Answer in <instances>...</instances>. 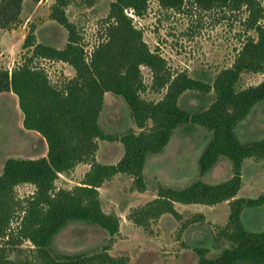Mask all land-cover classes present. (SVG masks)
<instances>
[{"label":"trees","instance_id":"obj_1","mask_svg":"<svg viewBox=\"0 0 264 264\" xmlns=\"http://www.w3.org/2000/svg\"><path fill=\"white\" fill-rule=\"evenodd\" d=\"M23 1L0 0V30L17 23ZM148 1L111 2L103 20L105 36L88 54L76 24L66 16L70 0H55L50 18L68 32L64 47L36 42L30 31L22 44L25 52L20 62L10 71L0 68V93L16 95L23 127L38 132L47 144L45 156L8 158L4 162L0 174V264H125L107 248L90 254H59L53 249V240L73 222L96 225L111 237L117 234L119 217L103 211L99 187L121 173L132 179L133 190L144 191L147 157L161 153L173 131L187 123L211 132L197 160L200 173L225 158L232 167L231 177L216 184L195 180L180 189L159 186L156 197L133 208L128 219L148 231L150 222L165 213L180 217L176 202L212 206L228 201V222L220 236L229 246L212 258L205 255V249H198V264H264V230L250 231L241 220L244 208L264 205V193L257 198L236 197L243 161L255 157L264 162V138L242 143L235 134L238 123L264 100V9L258 0H188L205 10L244 8L245 25L256 33V37H245L232 64L210 83L186 71H171L164 58L143 41L133 17L145 13ZM184 1L158 0L161 7L171 9ZM39 60L67 63L75 73L61 84H53ZM141 66L152 73L149 87L143 81ZM243 72L261 73L263 79L257 85L238 88ZM148 88L163 94L157 100L145 99L142 94ZM185 91H213L214 99L203 111L190 114L178 103ZM106 92L123 98L139 132L114 136L102 129L98 120ZM98 140L120 141L123 155L118 162L96 160ZM81 163L90 167L79 185L56 187L59 174ZM20 184L33 185V193L19 198L15 188ZM24 242L31 245L27 250L21 248Z\"/></svg>","mask_w":264,"mask_h":264},{"label":"rangeland","instance_id":"obj_2","mask_svg":"<svg viewBox=\"0 0 264 264\" xmlns=\"http://www.w3.org/2000/svg\"><path fill=\"white\" fill-rule=\"evenodd\" d=\"M115 0H70L65 8L69 21L76 24L79 36L88 54L105 35L103 20ZM264 9V0H258ZM55 0H24L17 23L9 29L0 30V68L11 70L20 62L25 50L22 44L32 31L36 42L56 48L64 47L68 32L50 18ZM130 16V13H128ZM247 12L244 8L230 11L227 8L202 9L188 0L179 8L161 7L158 0H149L141 17H133L136 28L142 31L143 41L159 53L173 72L186 71L189 76L205 82L234 61L247 35L256 37L245 25ZM132 17V16H131ZM53 84H61L74 75L67 63L39 60ZM144 83L149 87L152 73L141 66ZM263 74L243 72L238 88L257 85ZM163 91L149 88L142 94L145 99L157 100ZM0 93V174L8 158H39L47 153V144L39 133H27L22 124V113L17 97ZM214 99L213 91L202 94L185 91L178 103L190 114L209 107ZM102 129L111 135L121 136L127 132H139L123 98L106 92L99 115ZM235 134L242 143H252L264 138V100L257 103L248 115L235 127ZM211 139V132L198 124L187 123L177 127L159 154L149 155L143 169L146 189H132V179L118 173L99 187L104 212L119 217V231L112 237L96 225L80 222L70 223L53 240V249L59 254H90L107 248L113 257L123 258L125 264H198V249H205L209 258L217 256L229 242L220 236L228 222L229 203L216 205L174 204L180 214L175 218L169 213L150 222L148 231L128 219L133 208L140 207L157 195L159 186L184 188L195 180L208 184L226 181L232 175L230 162L221 158L201 174L198 157ZM96 160L113 164L123 155L120 141L98 140ZM90 165L78 164L67 173L59 174L55 182L58 188L79 185ZM34 191L31 184L16 186L15 192L23 198ZM264 193V162L259 158H246L241 166V188L236 197L257 198ZM243 225L250 231L264 230V205L244 208ZM15 225V223L13 224ZM29 242L21 245L30 248Z\"/></svg>","mask_w":264,"mask_h":264},{"label":"crops","instance_id":"obj_3","mask_svg":"<svg viewBox=\"0 0 264 264\" xmlns=\"http://www.w3.org/2000/svg\"><path fill=\"white\" fill-rule=\"evenodd\" d=\"M3 93V92H2ZM4 93H11V94H13L12 92H4ZM14 95V94H13ZM16 96V95H15ZM14 96V97H15ZM21 119H23L22 118V116H21ZM25 129V128H24ZM25 131L27 132V133H30L31 135H35L34 133H38V132H36V131H33V130H28V129H25ZM32 159H34V158H32ZM178 202H176L175 203V205L177 204ZM179 204H182V203H179ZM183 205H189V204H183Z\"/></svg>","mask_w":264,"mask_h":264}]
</instances>
